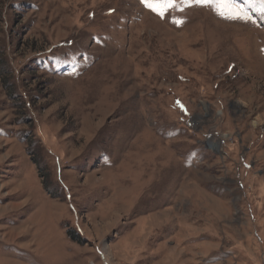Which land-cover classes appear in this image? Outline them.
Returning a JSON list of instances; mask_svg holds the SVG:
<instances>
[{
  "label": "rangeland",
  "instance_id": "374dc122",
  "mask_svg": "<svg viewBox=\"0 0 264 264\" xmlns=\"http://www.w3.org/2000/svg\"><path fill=\"white\" fill-rule=\"evenodd\" d=\"M0 264H264V0H0Z\"/></svg>",
  "mask_w": 264,
  "mask_h": 264
},
{
  "label": "snow or ice",
  "instance_id": "6c2138e0",
  "mask_svg": "<svg viewBox=\"0 0 264 264\" xmlns=\"http://www.w3.org/2000/svg\"><path fill=\"white\" fill-rule=\"evenodd\" d=\"M213 2L217 3L218 5L225 6L230 4L231 0H195V3L197 4H210ZM141 3L145 7L163 17L167 9H171L176 6L177 0H141ZM220 15H224V13L220 12ZM230 18L240 19L242 17H240L239 14H236L231 16ZM180 108L182 111H186L183 105H180Z\"/></svg>",
  "mask_w": 264,
  "mask_h": 264
},
{
  "label": "trees",
  "instance_id": "16d2710c",
  "mask_svg": "<svg viewBox=\"0 0 264 264\" xmlns=\"http://www.w3.org/2000/svg\"><path fill=\"white\" fill-rule=\"evenodd\" d=\"M77 240V239H76Z\"/></svg>",
  "mask_w": 264,
  "mask_h": 264
}]
</instances>
